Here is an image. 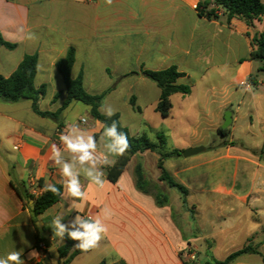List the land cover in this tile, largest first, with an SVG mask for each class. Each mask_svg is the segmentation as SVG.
I'll return each mask as SVG.
<instances>
[{"label":"crops","instance_id":"obj_1","mask_svg":"<svg viewBox=\"0 0 264 264\" xmlns=\"http://www.w3.org/2000/svg\"><path fill=\"white\" fill-rule=\"evenodd\" d=\"M209 1L211 0H113L112 5H106L105 0H0V33L6 41L17 44L14 50L0 47V75L9 77L18 69L26 55L37 54L38 72L35 86L39 88L41 85H46L47 89L51 85L50 79L54 75L50 74L56 69V62L64 58L68 49L73 47L76 51V62L72 71L76 65H79L78 74L80 71L83 72L84 88L88 93L95 95L109 91L102 104L110 107L112 103L118 101V86L112 83L99 92L93 91L98 79L85 75L84 64L87 57L92 58L97 53L105 56L109 49H114L115 55H123L124 25L133 23L130 28L132 31L145 32L148 37L157 38L158 44H163L156 46L155 50L148 51L151 52L150 56H156L152 60L156 65L155 70L167 69L175 65L185 74L179 80V83L183 84V81L190 77L186 73L189 60L196 63V69L205 72L209 70L206 65L220 61L228 62L237 43L249 46L250 54L253 31L260 33L264 29V16L260 21H254L253 28L239 18L228 21L222 8H216L218 18L208 19L199 16L196 10L198 4ZM261 1L264 3V0ZM212 8H215L214 4L209 5V9ZM182 16L192 23L190 32L184 29ZM30 33L35 34V39H28ZM150 42L134 40V46L143 47L150 45ZM248 57L249 55L246 59L238 61L239 67L230 81L231 84L240 86L248 84L247 78L250 76L248 74L253 72V61L247 60ZM141 68L146 69L144 64L140 66V71ZM78 74L71 76L75 79ZM135 76L136 92L130 97L135 96L136 105L140 110L130 106L137 116L132 115L124 120L121 112L113 110L120 114L121 124L129 130L130 135L140 137L144 135L143 129L151 126L146 119L144 108L139 104V98L152 97L156 109L161 91L155 83H149V79L144 75ZM61 82L62 85L57 81V88L50 93V102L55 105V111L65 98L63 95L55 103L53 102L55 94L65 90L62 79ZM258 85L257 81L253 86L257 89ZM11 104L6 105L0 100V255L16 248L23 249L22 258L25 264H63L64 259L59 257L58 249L66 243L68 237L65 235L63 240L54 237L51 223L55 216L62 215L64 216L62 222L69 224L77 215L75 209L69 210L71 201L66 198L65 189L63 188V195L58 203L43 214L34 216L31 213V199L26 196L24 200L21 199L13 185L22 189L24 183L27 193L34 197L41 195L46 190V185L63 186V178L51 159V145L63 147L59 137L71 124L67 123L64 117L68 108L62 113L64 126L59 130L54 121L51 120L52 122L49 123L45 118L30 117L35 120L34 124L25 121L23 115L29 110L32 111L31 101L22 100ZM39 106L43 110L40 102ZM82 112L83 114H79L73 123H78L90 134L95 135L98 152L104 151L103 141L100 140L102 129L97 124L98 120L93 118L89 107ZM231 117L233 123V113ZM10 131L17 132L16 136H12L13 149L16 152L13 155L7 146L11 136H5ZM261 132L262 148L253 150L250 155L232 153L230 146H226L224 154H216L211 159L199 155L189 160L181 155L167 159L164 165L174 178L188 189V200L190 195L188 183L197 180L198 177L189 178L184 176L185 173L204 164H214L221 159L233 160L231 192L237 189L239 181L250 182L244 193L240 196L236 195V198L247 202L253 197L254 202L264 206V189H261V185L256 181L264 175V161L260 156L264 154V121ZM206 151L207 148L204 152ZM65 155L67 156V153ZM109 159L113 162L103 169L107 180L103 188L91 185L83 176L81 177L87 191V201L83 204V211L79 213L82 216L90 215L95 218L100 216L103 208L107 207L112 212L110 219L104 221L108 231L96 248L76 256L69 264H99L103 260L106 264L188 262L185 254L181 252L179 233L174 226L168 206H159L153 195L141 192L136 186L135 167L138 163L142 164L147 180L149 179L146 167L151 163L155 180L163 184L159 181L158 154L146 151L133 156L115 182L109 179L108 172L116 163L117 157L110 156ZM215 169L219 170L220 166H216ZM13 172L17 175L16 179L13 178ZM228 189L224 182L215 186L213 192L220 195ZM192 206L195 217L198 209L197 206ZM195 221L197 222L196 218ZM40 243L44 244L43 248H39ZM74 245L71 251L76 249ZM95 249L98 250L96 259L91 260L89 257ZM33 251L38 255L30 258L29 254ZM240 258L241 256L238 259Z\"/></svg>","mask_w":264,"mask_h":264},{"label":"rangeland","instance_id":"obj_2","mask_svg":"<svg viewBox=\"0 0 264 264\" xmlns=\"http://www.w3.org/2000/svg\"><path fill=\"white\" fill-rule=\"evenodd\" d=\"M181 21L184 29L190 32L192 23L185 16L181 17ZM133 25V23L124 25L123 55H115L114 49L109 51L106 49L108 54L105 56L94 54L92 58L87 57L84 64L85 75L98 79V84L93 91L99 92L112 83L118 86V101L112 103L110 107L121 112L124 120L132 115L137 116L128 101L133 92H136L135 75H142L141 72L139 74L142 64L146 69L155 70L156 65L152 61L155 55L150 56L151 52L148 51L163 45L158 44L157 38L148 37L145 32L132 31L130 28ZM255 33L257 31H253V34ZM134 40L141 42L148 40L151 44L137 47L134 46ZM106 50L103 51L107 53ZM248 52L249 46L237 43L228 62L220 61L206 65L209 70L205 72L196 69V63L189 60L186 73L190 77L184 80L183 84L191 88V93L172 95L171 113L165 119L155 111L152 97L139 98V104L144 108L146 119L151 126L143 129V136L153 143H158L157 135H164L167 141L165 152L184 151L193 146L207 148L206 152L187 158L189 160L199 155L205 159H211L216 154L222 155L226 146H230L232 153L240 155H250L253 150H261L263 145L261 126L264 121V60L253 61V72L248 74L250 76L247 78L248 84H251L252 78L259 82L257 89L251 85V92L243 91L244 85H233L230 82L238 70V61L246 59ZM79 60H81L80 56ZM78 71L79 65H76L71 75L76 76ZM50 75H54L50 79L51 85L46 89L47 96L40 100V104L43 110L55 111V105L50 102V93L57 88V81L60 85L62 82L56 69H53ZM37 84H39L38 80ZM86 108L83 103L75 102L64 114L66 122H75L77 116L83 114L82 111ZM228 112L233 113L234 121L227 128V135L222 137L218 130L222 129ZM23 116L29 124H34L33 117L40 119L30 110ZM45 120L52 122L49 119ZM8 135L11 139L7 146L13 155L16 152L13 149L12 136H16L17 132L10 131L5 136ZM260 156L264 161V154ZM216 166H220V169H215ZM211 167H214L213 170H209ZM146 168L151 188L158 187L155 192L159 191L168 196V202L165 205L168 206L174 226L179 233L181 252L185 254V259L189 263L204 264L207 261L212 263L223 261L231 253L248 245L257 247L259 252L264 254V206L254 202L253 197H250L247 202L236 198V195L240 196L244 193L250 182L239 181L237 189L231 192L230 186L233 187L234 174L233 160L221 159L214 164H204L200 168L185 173L184 176L189 178L198 177L197 180H191L188 183L190 188L188 208L183 207L181 195L177 190L170 189L164 183L161 184L155 180L151 163L147 164ZM16 177V173L13 172V178L16 179ZM256 181L261 185V189H264V175ZM224 182L229 188L228 191L221 192L220 195L215 194L213 188ZM192 205L197 206L198 209L194 218L195 210ZM97 251L95 249L89 259L95 260ZM230 264L263 263L259 255L246 254Z\"/></svg>","mask_w":264,"mask_h":264},{"label":"trees","instance_id":"obj_3","mask_svg":"<svg viewBox=\"0 0 264 264\" xmlns=\"http://www.w3.org/2000/svg\"><path fill=\"white\" fill-rule=\"evenodd\" d=\"M214 4L215 8L209 9V5ZM216 8L224 9L227 20L239 18L243 20L247 26L253 28L254 21H260L264 16V3L261 0H211L209 2L199 3L197 6V13L199 16H204L208 19L218 18ZM0 47H5L9 50L17 48V44L6 41L0 33ZM252 51L247 60L249 61H263L264 60V29L260 33L254 34L252 39ZM76 62V51L70 47L64 58L58 60L55 64L58 74L61 76L65 90L55 94L53 102H56L61 96H65L61 106L56 111H44L40 109L39 102L45 97L46 85H41L39 88L35 86V77L38 72V55H26L19 65L18 69L9 77L0 75V100L7 103H17L22 100L31 101V109L34 114L41 118L50 119L57 124L59 130L64 126L62 120V113L66 110L71 103L81 102L90 109V113L95 120L101 121L110 125L113 121L117 122L119 131L127 134L130 147L124 155L117 157V161L108 172V177L112 182L124 171L130 159L138 154L146 151L157 153L159 156L157 167L160 170L159 181L163 182L168 188L175 189L180 193L181 203L184 208H188V189L179 183L174 176L166 169L165 161L172 157H180L182 151L173 150L165 152L166 138L162 134H158V143L151 142L146 136L133 137L130 135L129 130L121 124L120 114L115 113L111 118L106 117L101 111V104L108 94L106 91L102 94H90L84 88L83 72L80 71L78 76L73 79L71 76L72 69ZM141 74L151 80L160 89V99L156 106V112L161 117H169L172 109L171 96L174 94L188 95L191 93V88L188 85L179 83V80L185 76L180 72L175 65L162 70H149L141 68ZM256 79L252 78V85L256 84ZM130 105L135 110H140L136 105V98H130ZM228 129H219L218 132L225 137ZM135 178L137 188L145 193L151 194L155 197L159 206H164L168 202V196L159 191L155 192L158 187L151 188V183L144 176V170L141 163L135 167ZM41 183V181H39ZM61 193H63V186L54 184ZM14 189L19 194L21 199H28L34 201V208L31 213L34 216L43 214L48 208L59 202L61 195L53 194L45 190L41 195L34 197L29 195L22 183V189L14 186ZM194 218V216H193ZM41 241H38V243ZM77 241L67 238L66 243L59 247L58 253L61 259H64L63 264L71 263L76 256L86 253L79 249L73 251V245ZM90 251V250H89ZM88 251V252H89ZM245 254H257L261 257L264 264V254H261L257 247L251 245L245 246L228 255L223 261L205 262L204 264H230L237 260L240 256ZM99 264H106V261H101ZM185 264H192L185 262Z\"/></svg>","mask_w":264,"mask_h":264},{"label":"clouds","instance_id":"obj_4","mask_svg":"<svg viewBox=\"0 0 264 264\" xmlns=\"http://www.w3.org/2000/svg\"><path fill=\"white\" fill-rule=\"evenodd\" d=\"M113 0H105L106 5H112ZM28 39H35V34L30 33ZM243 91L251 92L252 86L246 84ZM100 111L108 118L115 112L111 107L101 105ZM102 134L100 140L103 141L104 151L98 152V143L95 135L90 134L87 129L82 128L78 123H71L59 137L62 148L56 144L51 145V159L58 167L63 178L62 184L67 194V199L71 201L69 210H76L77 215L69 223H63L64 216L57 215L53 218L51 228L54 237L61 240L67 235L73 241H77L74 248L83 252H88L96 248L99 242L108 231L105 220L110 219L112 212L107 207L101 210L100 216H82L83 204L87 201V191L81 177L91 185L103 188L107 183L104 167L110 166L113 162L109 157H119L129 149L130 143L127 134L119 131L116 121L110 125L97 121ZM67 153V156L65 155ZM46 190L53 194L63 195L55 185H46ZM101 216L103 218H101ZM23 249L8 250L0 255V264H25L22 258ZM38 254L33 251L29 254L34 258Z\"/></svg>","mask_w":264,"mask_h":264},{"label":"water","instance_id":"obj_5","mask_svg":"<svg viewBox=\"0 0 264 264\" xmlns=\"http://www.w3.org/2000/svg\"><path fill=\"white\" fill-rule=\"evenodd\" d=\"M231 122H232L231 113L228 112L226 114L225 122H224V125H223L222 129L223 130L224 129H227L229 127V125L231 124ZM204 151H205V148H203V147H192V148H189V149L184 150L181 154H182V156L184 158H189V157L198 155V154H200V153H202ZM30 201L32 203L31 207L33 209L34 208V206H33V200H30Z\"/></svg>","mask_w":264,"mask_h":264},{"label":"built area","instance_id":"obj_6","mask_svg":"<svg viewBox=\"0 0 264 264\" xmlns=\"http://www.w3.org/2000/svg\"><path fill=\"white\" fill-rule=\"evenodd\" d=\"M83 122H85V120H83ZM44 247V244L43 243H40L39 244V248H43Z\"/></svg>","mask_w":264,"mask_h":264}]
</instances>
